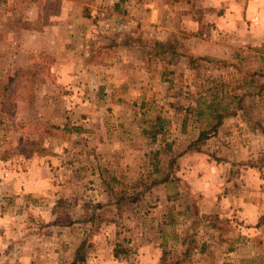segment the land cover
Returning a JSON list of instances; mask_svg holds the SVG:
<instances>
[{
  "label": "rangeland",
  "instance_id": "obj_1",
  "mask_svg": "<svg viewBox=\"0 0 264 264\" xmlns=\"http://www.w3.org/2000/svg\"><path fill=\"white\" fill-rule=\"evenodd\" d=\"M104 1L0 0V217L8 218L6 222L0 220V264H44L45 256L46 264H72L75 256L70 263V254L78 242L80 243L75 249V254L84 244L81 251L83 262L80 264H85L91 246H99L101 243L98 234L103 221L114 217L117 218L115 220L119 237L115 246L118 244L119 249L128 252L129 246L124 236L128 224L119 221L120 211L124 207L121 200L127 199L126 203H129L130 207L141 208L142 212H146L148 207L156 203L154 201L157 195L152 191L120 192L116 190L118 184L107 174L105 177L110 183L109 186H112L111 191L107 192L108 188L105 187L104 190L94 188L93 177L99 161L95 157L92 142L87 138L92 131L91 122L98 123L100 128H104L106 124V137L109 140L116 139L117 150L122 153L129 152L131 146L124 143L122 138L139 136L151 140L169 137L176 134V125L181 121L185 122L187 127L182 135L192 138L197 133V127L199 128L196 114L193 111L188 112L194 105L195 96L202 95L207 103L213 102L214 106L223 97H238L235 95L239 93L241 86L238 74L247 68L246 59L256 54H262L261 59L264 58L263 47H251L238 49L244 57L239 66L236 65L235 59L234 62L225 61V64H222L201 53L193 59L181 38L184 42L192 37L196 40L216 42L221 36L216 27L198 24L199 29L196 32L185 31L184 35H178L179 39L169 36L167 44L163 46L155 42L154 36L148 34L146 40L144 38V43L150 42L146 47L148 56H159L157 58L162 61H153L147 65L143 56L144 50L140 53V49L133 48L125 52V58L121 61H127L126 58L133 61V65H127L129 71L135 68L144 70L149 66L155 74V77L145 84V74H140L139 70L133 72L128 82L137 84L142 78V93L125 95L122 85L115 87L114 75L108 67L109 59L115 60L119 50L115 47L114 58L108 48L111 42H114L113 36L122 39L116 35L125 19L122 14L115 17L109 15L110 5L105 6ZM189 3L193 4L191 9L195 16L187 12L185 28H191L192 20L203 14L200 0H192ZM83 33L86 36H83ZM233 34L232 39L237 37L236 33ZM250 35L245 31L240 33L238 38L243 39L246 45L250 41ZM138 41V36H132L129 40L133 44ZM65 51L69 55L70 67L74 64H77L75 70L80 67L75 74L72 69L69 70L68 81H62L50 66L46 65L51 59L59 58L61 53L64 55ZM98 68L101 70L99 78L93 75L94 69ZM258 70L264 71V61ZM260 81L263 103L264 74L261 75ZM111 90H117L118 94ZM120 94L123 96L120 97ZM113 104L128 106L130 110L123 108L124 110L114 112L107 109ZM151 121L155 122L152 127L147 123ZM192 121L197 126H192ZM145 122L147 124H144ZM142 125L148 128H142ZM144 132H151L152 135L146 136ZM205 140H196L195 148L199 150ZM133 141L135 145H141L136 140ZM151 144L150 153H154L156 147ZM45 152L52 153V159H48L46 165L56 171L54 178L58 182H55L54 188L57 191L52 200V203H55L52 213L55 224L59 227L85 229L84 238L80 237L79 241L72 238L69 240V252L60 242V232L53 230L50 236L49 230L44 231V224L40 223L39 215L23 208L24 205H21L16 200L18 197L13 194L12 182L8 183L11 179L10 173L18 168L23 169L31 162L30 157L41 156ZM102 152H105V149H102ZM138 162L142 163V160ZM166 162L167 159L164 163ZM74 172L79 173V179L83 180L77 187L79 189L73 187L75 181L64 179L66 175ZM66 182H73V186L61 188ZM60 189H63V192ZM109 195L118 205L116 210L110 211L100 207L103 205L101 203H108ZM30 199L32 204L38 203V199ZM82 211L84 213H81ZM85 213H88L86 217L81 216ZM188 215H183L186 221L189 220ZM77 221H80L79 226L72 225ZM189 224L188 222L187 225ZM78 232L80 234V231H74L75 236ZM194 241L188 240L185 247L176 248L174 251L177 252L173 256H177L178 251L192 252L193 247H198L196 240ZM61 251L65 252L62 258ZM173 256L169 258L170 262L174 261ZM182 262L192 263L191 257H183Z\"/></svg>",
  "mask_w": 264,
  "mask_h": 264
},
{
  "label": "crops",
  "instance_id": "obj_2",
  "mask_svg": "<svg viewBox=\"0 0 264 264\" xmlns=\"http://www.w3.org/2000/svg\"><path fill=\"white\" fill-rule=\"evenodd\" d=\"M189 2L192 0L103 2L105 6L110 5L109 15L115 17L122 14L125 19L116 35L122 39L113 36L114 42H111L113 46L110 45L108 48L114 58L115 47L119 49L116 59H109L108 67L110 73L114 75L115 87L122 85L125 95L142 93L140 89L143 85L140 83L143 81L142 78L137 84L128 82L133 72L139 70L140 74L144 73L145 84L155 77L152 67L149 66L144 70L132 66L135 69L129 71L128 63L133 65V61L130 58L121 61L125 58V52L133 48L140 49V53L144 50L143 56L147 65L153 61H162L157 58L159 56L155 58L152 55L148 56L146 47L150 42L144 43V38L146 40L148 34L154 36L155 42L163 46L167 44L169 36L179 39L178 35H184L185 31L196 32L199 29L198 24L216 27L221 33L216 42L196 40L193 37L186 42L181 38V42L186 44L193 59L201 53L222 64H225V61L234 62L235 59L237 66L244 61L239 48H264V0H200L202 16L200 14L197 19L192 20L191 28L190 26L185 28L187 12L195 16L191 9L193 4ZM245 31L251 34L246 45L243 39L238 38V35ZM233 33L237 35L234 39ZM83 36H86L85 33ZM132 36H138L141 41L130 43ZM187 36L190 37L189 33ZM261 56L262 54H256L246 59L247 68L238 74L241 86L239 93L235 95L240 98L239 105L223 113L220 125L208 135L199 150L194 146L199 128L197 127V133L192 138L182 135L187 128L186 123L182 121L176 125L178 128L174 131L176 134L169 137L151 140L139 136L122 138L124 143L131 145L127 153L117 150L116 139L109 140L106 137V124L104 128H100L98 123L91 122L92 131L87 138L90 139V143L92 142L95 157L99 161L93 177L94 188L104 190L105 187L108 188L107 192L111 191L112 186H109L110 183L105 177L107 174L115 184H118L116 190L120 192L152 191L157 197L155 196L154 201L156 203L148 207L146 212H142L141 208L130 207V204L126 203L127 199L121 200L124 207L123 212L120 211L119 221L128 224V229L124 232L129 246L128 252L114 258L113 249L119 238L115 220L117 218L109 217L110 220L103 221L98 234L101 239L100 245L91 246L85 264H183V257L186 256L191 257L190 264H264V102L262 103L260 81L264 71L258 70L264 61ZM54 59L49 60L50 63L46 65L50 66L62 81H68L69 70L72 69L75 74L80 68L78 66L75 70L77 64L70 67L66 51L64 55L61 53L59 58ZM100 74L99 68L94 69L93 75L99 78ZM111 91L118 94L117 90ZM121 96L123 94H120ZM198 96L199 94L195 96L194 105L188 112L193 111L196 114L195 103ZM123 108L128 106L113 104L107 107L114 112L124 110ZM147 123L152 127L155 122ZM191 124L197 126L194 122ZM142 128L148 127L142 125ZM133 140L141 145H135ZM151 143L154 144V148L156 147L154 153H150ZM181 146L183 148H180ZM98 149L101 151L98 152ZM102 149H105V152H102ZM45 153L30 157L31 162L23 169L18 168L17 171L10 173L11 179L8 183L12 182L13 194L18 197L16 200L24 205L23 208L39 215L40 223L44 224V231L49 230L50 236L53 230L60 232L59 235H62L60 242L69 252L71 248L69 240L72 238L79 241L80 237L84 238L85 229L59 227L55 224L56 221L52 218L55 203H52V200L57 191L54 188L56 171L46 165L48 159H52V153ZM140 160L142 163L138 162ZM70 174L64 179L75 181V186L73 182L70 184L66 182L61 188L65 189L70 185L76 189L83 182L79 179L81 176L79 173ZM30 198L38 199V203L32 204ZM101 204L102 209L110 211L116 210L118 206L110 195L108 203ZM185 213L189 214L188 221L183 216ZM86 214L88 213L81 216L84 217ZM0 220L6 222L8 218L3 216ZM79 223L80 221H77L72 225L79 226ZM77 230L80 234L78 232L75 236L74 231ZM193 238L198 247H193L192 252L178 251L177 256H173L177 252L174 251L176 248L186 246V241L195 242ZM75 249L70 252V263L75 256ZM60 254L62 258L65 252L61 251ZM172 256L175 258L170 262L169 258ZM43 261L46 264V256L43 257Z\"/></svg>",
  "mask_w": 264,
  "mask_h": 264
},
{
  "label": "trees",
  "instance_id": "obj_3",
  "mask_svg": "<svg viewBox=\"0 0 264 264\" xmlns=\"http://www.w3.org/2000/svg\"><path fill=\"white\" fill-rule=\"evenodd\" d=\"M169 1H177V0H169ZM240 103L239 97H226L222 98L221 101L217 105H213L214 103H207L206 98L202 95L198 97L196 100V116L197 121L199 123V135L197 141H202L208 138V135L215 131L216 128L220 125V122L223 118V113H227L233 107H237ZM210 124H214L211 126ZM211 126V127H210ZM144 134L152 135L151 132ZM84 244H82L79 249L76 251L75 258L72 264H80L83 262V257L81 256V251L83 250ZM119 245L117 244L113 249L114 258H117L119 255L126 254V250L119 249Z\"/></svg>",
  "mask_w": 264,
  "mask_h": 264
}]
</instances>
